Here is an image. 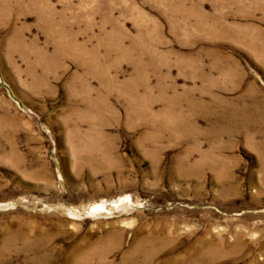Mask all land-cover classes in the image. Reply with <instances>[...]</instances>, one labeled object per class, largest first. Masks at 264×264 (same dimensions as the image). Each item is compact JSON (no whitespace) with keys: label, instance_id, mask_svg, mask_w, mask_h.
<instances>
[{"label":"rangeland","instance_id":"1","mask_svg":"<svg viewBox=\"0 0 264 264\" xmlns=\"http://www.w3.org/2000/svg\"><path fill=\"white\" fill-rule=\"evenodd\" d=\"M263 155L264 0H0V264H264Z\"/></svg>","mask_w":264,"mask_h":264},{"label":"bare ground","instance_id":"2","mask_svg":"<svg viewBox=\"0 0 264 264\" xmlns=\"http://www.w3.org/2000/svg\"><path fill=\"white\" fill-rule=\"evenodd\" d=\"M62 40H64L62 38ZM67 40V39H66ZM68 45V44H67ZM76 45H72V47H75ZM120 46V45H119ZM65 47V46H64ZM66 48V47H65ZM62 49V48H61ZM64 49V48H63ZM66 51V50H64ZM140 76H142L144 74L143 68L139 67L138 69ZM149 99V98H148ZM148 99H146V97L144 98H140L137 95V86H136V82H132L131 84V88L129 90V98H128V102L131 103L132 105H128L129 109H134L136 106L143 110L142 115L138 116V120H137V124H145L148 123L150 124L152 127H154L155 129L157 128V130L160 131H166L168 133H176L178 132V130L180 129V137H193V138H197L195 136H193L192 134L189 133L188 131V126H183V125H189L190 127L193 126V123H189L188 121H186V117L180 115V112H184L188 115L189 118H192V115L194 113V108L190 107L188 109V111H183V109L179 108V104L178 103H174L173 105H171L170 107H165L164 111H155L154 105H151L149 103L146 104V102L148 101ZM172 101H176L175 99H172ZM171 101L169 100L168 103H170ZM193 101L190 102L189 105H192L194 103H192ZM255 109H257L256 106H254ZM237 111V110H236ZM248 112V111H247ZM249 113V112H248ZM232 114V113H230ZM238 114V113H237ZM149 115V118L146 119L145 117H147ZM145 116V117H144ZM235 116V115H234ZM83 118L86 119H90L93 122V129L91 131V133L89 134L90 137L94 138V139H98L99 140V144H95V143H91L93 148L95 146L101 145L102 143H100V140L102 139V137H104V133L102 132V130L98 127V117L96 114L94 113H87L84 114L82 116ZM98 124V125H97ZM194 130L196 131V126H193ZM102 136V137H101ZM173 136V135H172ZM174 137V136H173ZM154 138L157 139H161V137L159 136V134L157 136H154ZM195 141V140H194ZM90 145V144H89ZM217 146V145H215ZM219 146V144H218ZM223 146V145H220ZM102 146H98L97 148H101ZM215 148V147H214ZM217 148V147H216ZM220 148V147H219ZM222 148V147H221ZM109 149H111L109 146H104L101 148V150L104 153H109ZM190 154V153H189ZM264 156V155H263ZM188 157V156H187ZM214 158V157H213ZM188 160V159H185ZM190 160V159H189ZM205 162V161H204ZM207 162V161H206ZM184 163V162H183ZM201 163V162H200ZM203 163V161H202ZM215 164V163H214ZM185 165V164H184ZM198 165V164H197ZM204 165V164H202ZM208 165H211L210 162H208ZM221 165V164H220ZM223 165V164H222ZM187 166V165H186ZM196 166V165H195ZM199 166H201L199 164ZM216 166V165H215ZM198 167V166H197ZM194 168V167H193ZM216 168V167H215ZM221 168V167H220ZM221 172V171H220Z\"/></svg>","mask_w":264,"mask_h":264}]
</instances>
